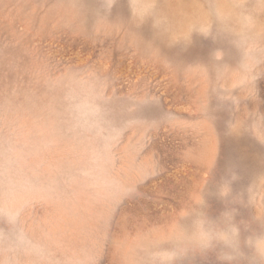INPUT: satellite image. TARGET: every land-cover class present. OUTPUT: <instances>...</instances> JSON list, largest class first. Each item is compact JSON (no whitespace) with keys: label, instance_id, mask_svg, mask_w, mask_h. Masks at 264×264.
<instances>
[{"label":"rangeland","instance_id":"1","mask_svg":"<svg viewBox=\"0 0 264 264\" xmlns=\"http://www.w3.org/2000/svg\"><path fill=\"white\" fill-rule=\"evenodd\" d=\"M0 264H264V0H0Z\"/></svg>","mask_w":264,"mask_h":264}]
</instances>
